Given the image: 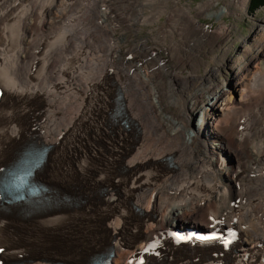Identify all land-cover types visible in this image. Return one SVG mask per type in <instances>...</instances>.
Segmentation results:
<instances>
[{"label":"bare ground","instance_id":"obj_1","mask_svg":"<svg viewBox=\"0 0 264 264\" xmlns=\"http://www.w3.org/2000/svg\"><path fill=\"white\" fill-rule=\"evenodd\" d=\"M131 1L0 0V169L36 134L50 196L37 208L0 198L2 264H86L106 247L126 264L162 229L207 215L237 214L245 242H264V31L239 66L219 41L248 0H207L195 15L163 3L151 46L118 32ZM160 55L172 69L156 68ZM220 65L237 79L219 82Z\"/></svg>","mask_w":264,"mask_h":264},{"label":"rangeland","instance_id":"obj_2","mask_svg":"<svg viewBox=\"0 0 264 264\" xmlns=\"http://www.w3.org/2000/svg\"><path fill=\"white\" fill-rule=\"evenodd\" d=\"M129 1L133 2L131 0H128V2ZM156 1L158 2L163 1V2L157 5L155 3L146 4L145 2H148V0H134L135 2L134 5L132 3L131 8L128 9L127 7V11L125 12L126 14L124 13V15L125 17L128 18V21L121 23V27H118V32L124 33L126 39H128V42H129L128 44H134L138 41L142 42V40H145V39H148L146 40V44H148L149 46L155 43L158 44L157 39L159 38H157V32L160 29L161 25L166 24V20L168 16V13L166 12L172 11L174 8V5L176 6L189 5L191 7V11H192L191 13L195 15L196 10L194 8H197L199 4L205 3L207 0H176V1L175 0H160V1L159 0H149V2H156ZM160 5L161 6L164 5L165 7L166 12H164L163 14L159 13L161 9ZM156 11L157 13H155ZM239 15L240 16L226 15L223 17L227 27L231 28L230 30L231 32H229L231 34L230 37H228L229 36L228 32L227 30H225L226 32L224 36L219 38L220 42L221 41L224 42V40L227 39L225 45L221 43V46H223L221 47L222 48L221 51H223V48L227 46L230 47L227 52V61L225 65H228V63L229 64L233 63L236 66L242 65L245 61L248 60L247 58L248 56H245V48L249 47L250 49H252L253 52H251L250 55L252 57L253 56L256 57L258 46H260L259 43H260L261 38L259 34L262 31H264V6L257 9L253 14H248L247 10L245 12L239 10ZM151 16L155 18L157 17V18L155 19V18H152ZM197 18L200 21L199 23H202L203 27L208 30L216 29V27H218L219 25V21L217 20L216 17H207L204 15L203 16L201 15V16H197ZM255 35H257L258 40L255 38ZM151 36H153L154 38ZM168 37L169 36L164 37L166 41ZM152 39L154 40L152 41ZM159 42H160V39H159ZM153 53L154 52L152 50L148 51L149 55ZM162 55L166 57V55L164 54ZM129 60L132 61L133 59H129ZM154 63L155 64L157 63L156 68L164 67L163 66L164 64H166L168 68H171V65H172V64H169L167 61L163 63V57L161 55L155 59ZM221 66L222 65L217 67L216 79L219 80V82L222 81L225 83L226 82L225 79L227 78L232 79V80L234 78V81L235 79H237V76L231 74L230 70L226 68V66L224 65L222 67ZM199 72L203 73L202 69H200ZM183 74H186V71H184ZM167 82H168V77H167ZM228 84L229 83H226L225 87L229 89ZM123 91L124 90H122V92ZM262 105H264V100L262 102ZM132 125L136 127L134 125V122H132Z\"/></svg>","mask_w":264,"mask_h":264},{"label":"trees","instance_id":"obj_3","mask_svg":"<svg viewBox=\"0 0 264 264\" xmlns=\"http://www.w3.org/2000/svg\"><path fill=\"white\" fill-rule=\"evenodd\" d=\"M264 5V0H249L248 11L253 13L256 9Z\"/></svg>","mask_w":264,"mask_h":264}]
</instances>
